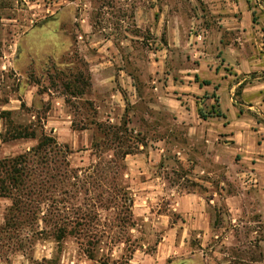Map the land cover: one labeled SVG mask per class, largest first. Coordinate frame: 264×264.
I'll return each instance as SVG.
<instances>
[{
  "label": "rangeland",
  "instance_id": "1",
  "mask_svg": "<svg viewBox=\"0 0 264 264\" xmlns=\"http://www.w3.org/2000/svg\"><path fill=\"white\" fill-rule=\"evenodd\" d=\"M90 1L94 3V13L111 12L118 17L116 22H97V25L101 26V36H107L114 26L131 28L130 36L127 34V37L133 40V49L120 55V64L125 65L123 68L131 75L132 79L129 81L135 88H131V92H124L122 96L118 95L119 100H115L110 91L105 90L102 92V99L107 97L115 100L118 111L115 115L110 114V117L114 118L110 123H127L133 132L129 133L130 144L137 145V142L144 138L148 141L147 148H142L136 156L129 157L128 161L123 163L125 168L122 180L134 200V226L124 230L114 227L115 209L109 212L101 210L100 229L105 226L109 234L102 237L101 246H98L95 252V260L89 259L84 252L85 246L78 244L72 237L61 243L52 238L40 237V241L34 239V244L39 248L40 245H45L46 248L52 249V259H42V255L38 253L32 256V251L28 250L24 262L22 258L16 260L13 255L6 254L0 257V264H100L99 261H104L106 257H111L118 264H124L128 259L130 264H258L263 261L264 221L253 213L248 202L243 213L230 211L225 202L229 195L246 191L244 181L254 184L256 178L252 173L241 175L239 161L246 158L241 154V150L236 149L233 140L227 138L229 134L219 133L215 136L221 124L225 123L222 122V110L218 107L219 99L215 98L212 102H207L205 97L193 100V105L196 102L195 105L201 108L204 115L217 116L205 119L209 122L207 127L211 126L213 133V138L211 136L207 139L196 136L193 130H190V126L195 124L200 126L198 123L191 122V118L189 124L176 121L169 110L170 106L161 101L162 96L172 93L173 89L170 88L173 78H179L183 74L184 65L191 59L190 44H204L207 35L203 28L204 23H217L214 18L216 14L211 12L207 2L216 0H88V3ZM17 2L18 8L11 6L8 12L20 13L22 19L19 22L0 21V134L5 135L6 131L18 125L31 126L37 130L38 136L34 146L37 145L42 132L38 121H44L46 111L48 108L50 111L54 104L45 94L52 91L55 93L52 97L64 95L69 100V103L64 102L58 107H65L71 114L73 127L91 128L96 138L90 148L69 145L72 151L69 156L71 166L86 170L92 166L107 167V163L114 159V152L94 149L93 146L96 142L103 143V134L99 131L97 123L107 124L108 111L105 108L96 109V106L87 100L92 88H87L85 95L76 94L81 89L75 82L77 74L83 75L89 83L87 62L76 53L56 57L64 47L56 29L51 26L52 22L42 28L41 38L35 37V32L24 38L25 32L28 33V30L41 23L34 21L35 18L27 14H33L34 10L28 7L26 1ZM158 2L160 11L151 21L148 19L138 22L136 18L132 22L130 19H124L133 16L140 3H145L149 8ZM102 4L108 7L103 9ZM174 7L182 10L185 20L179 24L182 25L181 30L189 42L192 39L190 43H180L179 31L176 32V29L172 32L174 35L170 32V13ZM82 8L88 11L93 9L92 6L81 5V1H78L76 9L79 12ZM190 9L203 20L194 23L188 19ZM36 11L38 15L45 13L39 8H36ZM177 24L174 23L175 28ZM38 29L41 28L33 31ZM67 33L72 34L68 31ZM73 33L75 34L74 31ZM117 33L120 34V31ZM117 44L124 45L120 40ZM196 48L202 49V46ZM33 64L39 65V69H35ZM67 82L73 85L68 93L65 89ZM26 83L36 87L37 94L32 106H28L24 101L26 93L22 91V85ZM75 84L79 86V90ZM224 96L225 94L223 99ZM171 97L175 98L173 94ZM179 99H182V96H179ZM234 101L241 110H245L240 105L241 100L235 98ZM22 103L26 104L24 109ZM14 106L18 109L13 110ZM219 115L222 116L218 117ZM233 120L235 121V118ZM247 120L249 119L244 123L235 122L233 127H247ZM45 131L50 134L46 128ZM247 135L245 139L241 136L240 143L247 149H252L251 138ZM69 137L70 131L67 129L63 140ZM73 139L78 145L76 136ZM1 140L2 137L0 142L3 141ZM15 142L13 139L6 141L10 146L2 151L0 149V158L14 157L26 152L23 150L28 145H24L21 139ZM91 172L92 170L89 173ZM89 173L81 172L82 175ZM82 185L88 187L85 181L80 182V186ZM104 189H109L108 182ZM190 192L200 196L202 203H207L210 216V227L207 230L187 231L182 222L186 220L174 210V206L179 207V197ZM92 196L94 193L89 197ZM79 197L83 201L86 196L82 193ZM188 206L191 207L190 203ZM4 207L5 204L0 198V218L4 214ZM174 237L181 243L185 239L187 244L176 246L175 249L172 244ZM119 238L121 240H117ZM111 241L115 243L111 244ZM18 260L21 263H17Z\"/></svg>",
  "mask_w": 264,
  "mask_h": 264
},
{
  "label": "crops",
  "instance_id": "2",
  "mask_svg": "<svg viewBox=\"0 0 264 264\" xmlns=\"http://www.w3.org/2000/svg\"><path fill=\"white\" fill-rule=\"evenodd\" d=\"M17 1H26L28 7L34 10L33 14L31 12H27V14L34 17V21L41 23V25L28 30V33L25 32L23 37L26 38L31 32H35V37L41 38L42 28L52 22L51 26L56 29L64 47L57 53L56 57L70 56L76 53L87 62L92 88L87 100L91 101L98 110L107 109L108 120L113 121L114 118L110 117V114L115 115L118 111V106L115 104V100L120 98L118 95L122 96L124 92H131V88H135L129 81L132 79L131 75L123 68L125 65L120 64V55L133 49V40L131 37H127V34L130 36L131 28H123L122 25L114 26L113 31H106L108 32L107 36H101V26L97 25V22H116L118 17L111 12L94 13V3L91 1L88 3V0H84L85 2L83 0H0V21L19 22L22 19L20 13L8 12L12 7L18 8ZM78 1H81V5L92 6L93 9L88 11L82 8L78 12L76 9ZM207 2L211 7V12L216 14L214 18L217 23H204L205 25H202L207 32L204 44H190L191 59H188L184 65L183 74L179 78H173L170 88V90L173 89L172 93L162 96L161 101L170 106L169 110L176 121L189 124L191 118V122L198 123L200 126L195 124L190 126V130H193L196 136L207 139L211 136L213 138L211 126L207 127L206 124L209 122L200 116L201 108L195 105L196 102L193 105V100L205 97L207 102H212L215 98L219 99L218 107L226 119V121L223 119L222 122L226 124H221V128L218 129L215 136H218L219 133L221 135L229 134L227 138L233 140L236 149L241 150V154H244L246 158L244 161H239L241 162L238 165L241 175L252 173L256 178L254 184L243 180L244 183H242L246 186V191L237 195H229L225 202L230 207V211L240 213L245 211L248 202L253 213L264 221V0H216ZM159 6V2L149 8L145 3H140L133 16H127L124 19H128V21L130 19L132 22L136 18L138 22H144L148 19L151 21L153 16H158ZM101 7L104 9L108 6L102 4ZM36 8L45 13L38 15ZM174 9L172 8V14L170 13L169 29H172L170 32L172 33L176 29V32L179 31L180 40L178 41L180 43L182 41L189 42L181 30L182 25L179 24L185 20L182 10L175 7ZM190 11L187 16L188 19L194 23L203 20L202 17H197L193 9ZM122 21L124 22V20ZM175 22L178 23L176 28ZM38 27L41 29L33 31ZM102 29L106 30L105 28ZM67 31L72 32V34H68ZM117 31H120V34ZM119 40L120 43L124 44L123 46L117 44ZM196 46H202V49L196 48ZM21 53H23V48H21ZM121 61L123 62L122 58ZM38 66L35 65L34 68L39 69L40 66ZM21 76L24 77V74L21 73ZM105 90L110 91L112 97L115 98L114 101L107 99V97L105 100L102 99L104 98L102 92ZM22 91L26 93L24 101L28 106H32L34 96L37 94L36 87L26 83V85H22ZM172 94L175 98L171 97ZM224 94L225 98L223 99ZM45 95L47 99L51 98L55 104L48 112L44 122L46 130L54 135L60 144L90 148L94 141L93 129L87 127L75 129L72 120H70L71 114L66 111L65 107L64 109L58 107L66 102L65 96L52 97L55 95L52 91ZM179 96H182V99H179ZM235 98L241 100L240 105L245 110H241L235 104ZM224 101L225 105H223ZM195 107H197L196 110ZM12 109L17 110L18 107L14 106ZM220 116L222 115L218 117ZM213 118H217V116ZM246 119H249L247 120V127L242 129L233 127L235 122L244 123ZM67 129L70 131V137L63 140L64 132ZM247 134L251 138L252 149H247L245 145L240 143L241 136L245 139ZM74 136L78 139V145L73 141ZM21 140L24 145H28L23 151L27 152L36 146L34 144L37 139ZM7 146L10 145L3 141L0 142L1 151ZM9 153L12 152L9 151ZM133 156L136 154L128 155L125 161ZM0 198L5 204L4 214L0 218V225H2L6 209L11 205V200L4 197ZM201 200L200 196L190 192L179 197L177 201L179 207L174 206L175 212L186 220V222L184 220L182 222L187 231L207 230L210 227L207 203L204 204ZM189 203L191 207L188 206ZM182 241L181 243L177 237H174L172 244L175 249L176 246L187 244L185 239ZM40 247H34L32 256L38 253L42 255V259L54 257L52 249L46 248L45 245H40ZM37 248L39 249L37 250ZM26 256L24 253H18L12 257L16 260L22 258L24 262ZM17 263L21 262L18 260ZM258 264H264V260Z\"/></svg>",
  "mask_w": 264,
  "mask_h": 264
},
{
  "label": "trees",
  "instance_id": "3",
  "mask_svg": "<svg viewBox=\"0 0 264 264\" xmlns=\"http://www.w3.org/2000/svg\"><path fill=\"white\" fill-rule=\"evenodd\" d=\"M85 79L81 74L75 76L76 84L81 86L76 94L85 95L86 89L91 88L90 77L89 83ZM71 87V82L65 83L67 93ZM72 95L75 96L73 93ZM66 103L69 100L66 99ZM25 107L26 104L22 103V108ZM48 112L49 108L44 121H38L42 132L35 147L14 157L0 158V197L11 200L4 215V223L0 225V257L18 253L27 255V251H33L36 246L35 238L37 241L52 238L61 243L72 237L78 244L85 246L84 252L88 258L95 260V252L101 246L102 237L109 234L105 226L100 229L101 210L109 212L115 209L114 227L124 230L134 226V200L122 180L125 168L123 163L128 155L147 148L148 141L144 138L137 145L130 144L129 133L133 132L127 123H97L103 134V143L96 142L93 147L113 151L114 159L107 163V167L92 166L88 171L73 168L69 160L72 153L69 146L60 144L51 133L45 131L44 122ZM200 116L208 118L201 109ZM37 136L36 129L22 125L6 131L5 135L0 134L3 142L12 139H37ZM95 140L94 137L93 142ZM81 172L89 174L82 175ZM84 181L88 184L87 188L80 186V182ZM107 182L108 190L104 189ZM82 193L86 196L83 201L79 197ZM93 193L94 196L89 197ZM129 262L128 259L124 264H130ZM99 263L118 264L111 257H106Z\"/></svg>",
  "mask_w": 264,
  "mask_h": 264
}]
</instances>
